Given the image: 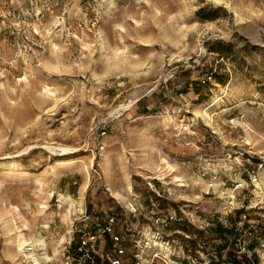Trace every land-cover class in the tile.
I'll list each match as a JSON object with an SVG mask.
<instances>
[{
    "label": "rangeland",
    "instance_id": "rangeland-1",
    "mask_svg": "<svg viewBox=\"0 0 264 264\" xmlns=\"http://www.w3.org/2000/svg\"><path fill=\"white\" fill-rule=\"evenodd\" d=\"M263 171L264 0H0V264L12 205L41 264L110 218L124 264H264Z\"/></svg>",
    "mask_w": 264,
    "mask_h": 264
},
{
    "label": "bare ground",
    "instance_id": "bare-ground-1",
    "mask_svg": "<svg viewBox=\"0 0 264 264\" xmlns=\"http://www.w3.org/2000/svg\"><path fill=\"white\" fill-rule=\"evenodd\" d=\"M244 23V22H241ZM186 28V27H185ZM186 34L184 35V37ZM170 40L174 43H177V40L174 38H170ZM50 95L54 97L55 103H58L59 98L56 97L54 92H51L50 90H47ZM222 101V97H216L213 100V103L210 104L208 108L205 110L201 111V114L207 119V122L209 125H212L213 127L217 128L215 125V120L213 119V116L209 113V110L216 104H219ZM133 102V101H132ZM199 113V112H198ZM172 120L171 117H167V123H170ZM165 123H166V117H165ZM247 130V135H248V142L251 144V129L249 126L244 124ZM188 129V127H187ZM63 150H66L65 148ZM244 155L241 153L240 158H243ZM73 161L70 160L67 162V164H72ZM158 171L160 173V176H166V171L168 170L169 172L175 171V166L170 164V162L166 158L161 159V163L157 166ZM85 173L87 175V179L90 177V169L89 167H86ZM264 173V171H263ZM175 180L179 181L180 186H184L183 178H181L179 175H175ZM258 189L261 188V184L257 183ZM88 188V182H86L82 186V198L84 193L87 191ZM118 196H122L119 193H116ZM130 195L135 196L134 192L130 190ZM123 197V196H122ZM124 198V197H123ZM61 205L60 207L62 208L63 206L67 205H73L75 200L70 197L66 196L64 194H61L60 198ZM47 206V205H44ZM11 213V222L16 226L17 230L15 231L14 237L11 240L12 247L9 248V253H11L12 256L14 257H23L29 260H32L35 264H41L42 260H50L51 257L49 254H47V242L44 239H30L28 238L27 234L23 229H20V227L17 225V216L21 217L20 213V208L18 206H10V209L8 211ZM146 234L150 240L149 245H152V247L157 248L159 250H163L165 253L171 251V248L166 247L169 245L168 242H165V240L161 237L160 233L154 231L152 228L148 227L146 229ZM44 251V252H40ZM58 248H55V254H58ZM145 264V263H144Z\"/></svg>",
    "mask_w": 264,
    "mask_h": 264
},
{
    "label": "built area",
    "instance_id": "built-area-1",
    "mask_svg": "<svg viewBox=\"0 0 264 264\" xmlns=\"http://www.w3.org/2000/svg\"><path fill=\"white\" fill-rule=\"evenodd\" d=\"M103 135L106 131H103ZM107 235L115 243L114 249L106 253L109 264H124L125 249L119 244L121 237L115 232V218L90 232H83L78 240L71 239L64 247L63 264H97L99 244Z\"/></svg>",
    "mask_w": 264,
    "mask_h": 264
},
{
    "label": "trees",
    "instance_id": "trees-1",
    "mask_svg": "<svg viewBox=\"0 0 264 264\" xmlns=\"http://www.w3.org/2000/svg\"><path fill=\"white\" fill-rule=\"evenodd\" d=\"M97 264H108V262H101V259H98V263Z\"/></svg>",
    "mask_w": 264,
    "mask_h": 264
}]
</instances>
